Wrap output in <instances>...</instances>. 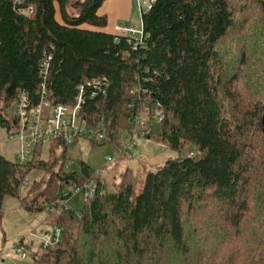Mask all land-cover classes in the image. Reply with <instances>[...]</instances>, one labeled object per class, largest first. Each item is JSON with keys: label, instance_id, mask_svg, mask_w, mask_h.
I'll return each instance as SVG.
<instances>
[{"label": "trees", "instance_id": "obj_1", "mask_svg": "<svg viewBox=\"0 0 264 264\" xmlns=\"http://www.w3.org/2000/svg\"><path fill=\"white\" fill-rule=\"evenodd\" d=\"M104 1L25 0L33 10L25 17L0 0V126L10 133L16 124L18 90L35 103L43 82L50 103L65 105L97 80L80 114L105 138H81L118 144L133 114L159 104L163 118L147 138L177 156L143 171L138 190L130 169L111 190L98 182L74 212L63 202L98 178L83 160L67 169L71 145L53 142L47 160L37 147L26 164L0 152V223L11 197L29 214L46 211L48 229H63L48 250L17 244L31 264H264V0H156L141 15L136 47L102 31ZM35 170L42 178L21 197Z\"/></svg>", "mask_w": 264, "mask_h": 264}, {"label": "built area", "instance_id": "obj_2", "mask_svg": "<svg viewBox=\"0 0 264 264\" xmlns=\"http://www.w3.org/2000/svg\"><path fill=\"white\" fill-rule=\"evenodd\" d=\"M138 13L141 15L151 10L156 0H136ZM25 0H13V5L17 9L18 14L30 17L32 14V7H22ZM116 30L118 36L125 37L134 42V47L141 44L143 41V31L140 21V27L134 28L130 26H117ZM50 56L44 57L39 66L40 75L46 77L49 67ZM100 81H85L76 87L77 95L72 104H57L53 105L47 99V90L45 84L42 82L39 91L37 92V101L34 103L26 91L18 90L16 97L11 105V114L16 119V124L8 135L7 141H16L18 149L15 152V161L18 164H26L33 158L34 150L37 147H50L53 142L63 141L66 145L74 144L76 138L87 136L89 139L101 141L105 138L104 133H99L91 128H88L85 120L82 119L80 111L84 104L85 88L98 86ZM138 92V88L134 87L131 94ZM144 93V92H143ZM94 97V94L91 96ZM148 105V104H147ZM144 105L143 110H149V106ZM147 114V115H145ZM163 118L162 108L159 104L151 107L150 112H138L132 115L131 127L126 137L124 134L120 136V143L113 144L117 155L108 156L105 159V166L110 164L115 158L127 154L132 148L133 142L148 137L150 126L152 122L159 124ZM96 173V172H95ZM99 173V172H98ZM98 182H103L101 177L98 181L92 180L76 187L72 195L63 202L64 210H69L68 201L76 194L83 192L85 200L92 198L95 192L98 191ZM28 179L24 180L23 185L27 186ZM104 193V190H101ZM63 229L61 227L52 226L46 229L41 235L40 248L48 250L61 242ZM16 254L20 259H26L27 253L24 249L16 245Z\"/></svg>", "mask_w": 264, "mask_h": 264}, {"label": "rangeland", "instance_id": "obj_3", "mask_svg": "<svg viewBox=\"0 0 264 264\" xmlns=\"http://www.w3.org/2000/svg\"><path fill=\"white\" fill-rule=\"evenodd\" d=\"M139 20H136L137 27L139 26ZM151 125L157 129L158 125L155 122H152ZM8 135L9 132L0 126V152L7 159L14 161L18 144L16 141L8 142ZM126 136L124 135V137ZM122 143L119 145H122ZM114 155H117V151L112 145L91 146L88 140L80 137L77 142L69 146L66 167L68 170L76 169L77 161H85L96 172V177H101L105 181L109 190L113 188L114 183L117 184L119 182L122 173L126 169H130L134 175L133 182L138 190L137 183L143 176V171L154 170L168 159L176 157L177 153L169 149L161 141H158L153 135L151 138L146 137L133 142L132 148L127 154L115 158L110 164L105 166L106 157ZM48 156L49 147H42L41 159L47 160ZM42 176L43 173L41 171H32L27 177L29 185L33 181L40 180ZM26 189L23 185L21 197L25 196ZM84 200L85 194L81 192L71 197L67 205L70 210L78 212ZM2 210L0 264H31L32 258L30 255L26 259H20L17 256L16 245L22 240L24 244L30 247L31 252L39 250L40 239L38 236L45 231L41 230L43 228L40 227L41 225L39 226V223L47 212L29 214L21 206L18 199L11 197L4 199Z\"/></svg>", "mask_w": 264, "mask_h": 264}, {"label": "crops", "instance_id": "obj_4", "mask_svg": "<svg viewBox=\"0 0 264 264\" xmlns=\"http://www.w3.org/2000/svg\"><path fill=\"white\" fill-rule=\"evenodd\" d=\"M98 15L106 17L107 25L102 31L109 34L118 35L117 26L140 27V22L138 27L136 25V20L140 19L136 0H105L98 10ZM39 226L43 228L42 231L49 228L43 224V218Z\"/></svg>", "mask_w": 264, "mask_h": 264}]
</instances>
